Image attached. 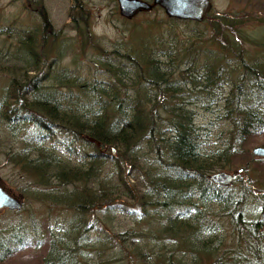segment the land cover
I'll return each mask as SVG.
<instances>
[{"label":"trees","instance_id":"1","mask_svg":"<svg viewBox=\"0 0 264 264\" xmlns=\"http://www.w3.org/2000/svg\"><path fill=\"white\" fill-rule=\"evenodd\" d=\"M76 2L79 47L93 45L97 59L59 66L68 42L60 30H48L43 7L42 23L1 29L10 34L0 37L7 79L0 121L13 135L24 132L6 161L37 183L32 198L74 215L60 234L27 208L0 212V264L25 250L43 251L40 264H264V182L256 172L264 156L250 149L264 145V34L244 27H264V0L210 13L211 34L198 41L175 43L157 19L123 16L132 22L112 50L97 41L90 22L76 24L77 13L82 20L90 13ZM193 21L168 16L175 25ZM91 63V73L81 71ZM194 90L220 103L227 124L220 150L203 147L187 101ZM59 132L86 144L80 164L63 158L57 145L46 146ZM242 168L228 186L209 180L216 171ZM116 210L128 211L133 225L114 228Z\"/></svg>","mask_w":264,"mask_h":264},{"label":"rangeland","instance_id":"2","mask_svg":"<svg viewBox=\"0 0 264 264\" xmlns=\"http://www.w3.org/2000/svg\"><path fill=\"white\" fill-rule=\"evenodd\" d=\"M76 1L78 0H34V2H31L30 0H0V37L2 36L1 39H3L5 36L10 34H6L5 32L1 31V29L4 27L13 28L14 32V27H32L42 23L44 15L41 14L40 11L43 7L45 10V16L51 22V26H48V30H60L61 36L64 37V40L66 39L68 42L67 48L63 50L64 52H62L58 60L59 66L74 67L73 63L79 59L82 60V62H85L88 56L89 58L97 59L99 51L94 50L95 48L93 45H87L85 48L86 51L80 49L79 47V41L82 40L80 36L77 38V32L73 28L75 24V18L71 15V12H77L76 8L74 9L77 3ZM79 1L81 4L88 7L87 10H89L90 13L87 17V20L86 18L85 20L80 19V14L77 13L76 15L78 20L76 21V24L80 23L81 21H83L81 24L90 22V26L93 28L96 39L98 37L104 48L112 50L115 48L114 45L116 42H119L121 39H125L124 36L128 31L126 29L129 28L132 20L127 24L123 19L124 17L120 14L118 0ZM211 1L213 4V9L211 11L212 13L215 11L224 13L225 11L229 12L242 10L247 0ZM85 14L87 13L85 12L84 15ZM146 17L157 19L161 25L159 26L161 28V32L164 33L168 39L173 38L172 40H174L175 43H177V40L182 41L183 39H186L187 41L190 39L192 40L193 38L198 41L206 36L208 38L209 34H211L209 32L210 23L206 21V19L200 22L201 24L195 23L193 21L176 23L175 25L173 22H168V15L165 13L163 8L152 10L148 13H144L142 11L136 18L138 21H142ZM244 27L246 31L254 35L258 31H262L261 36L264 34V27H259L256 30L250 24H247ZM14 37L15 36H13L11 39ZM80 53H82L81 57ZM76 56L78 58H76ZM91 68H95L92 63L85 68H81V71L88 74L92 72ZM5 80L7 81L6 76L3 74L1 75L0 73V89L3 88L2 85L5 83ZM191 92H197L189 95L187 101L193 102L192 104L190 103L192 106L191 108L195 109L197 114L196 120L202 127L203 135L201 137V141L203 147H205V150L208 152L220 150V148L225 147L227 143V133L224 131L227 128V124L226 121L220 117L222 112V109L220 108L221 106L219 105L220 103L218 102L211 104L212 102L204 98V94H200L197 90ZM184 98L187 99L186 96ZM23 134L24 132H20L16 135H13L12 130L9 129L7 123L5 122L4 124L2 121H0V183H2L4 187L7 190L9 189L12 193L22 196L24 199V207L22 209L27 208L29 211L31 210L33 215L38 218L40 222L46 224L48 223V225H51V229H53L56 233L63 234L64 226L62 227V225L74 215L73 211L65 208V206L61 207L54 203L50 204L41 201L39 202L32 198L30 195L33 194L32 189L38 187L37 183L35 181H31V179L28 178L23 171H21L20 167H15L12 163L6 161V151H10L11 149L16 150L22 144L21 136ZM70 138L71 137H68L66 134L59 132L57 135H55V138L46 143V146L57 145L59 153H63V158L69 160L70 162L72 161L74 163L80 164V158L82 155H84V150L87 149V146H85L86 144L83 142H80V144L69 143L71 141ZM259 141H264V136H262ZM65 145H69V147L72 146V149L69 151L67 148L68 151L64 150L62 152ZM255 146H257L255 142L252 144V146H250L252 153L253 147ZM118 153L119 150H117V155ZM147 159L148 156L145 155L142 158V161L146 162ZM232 170L226 171L232 172ZM256 172L259 173L262 181L264 182V163L260 166V168H257ZM27 197L28 202H26ZM250 208L252 209V207ZM9 211L10 210H1L0 212L7 214ZM253 213H256L257 216L261 214L259 213V209L257 211L255 210ZM133 222L134 219L132 218V215L128 213V211L116 210L114 212V228H120L124 231L127 229V227L132 226ZM97 233L98 232L95 231L92 234L95 236ZM219 233H222L224 238L229 237V235H226L225 232ZM167 252L168 251L166 250V253ZM42 254L43 251L41 250H25L20 255L16 256L13 263L11 264H40V258L42 257Z\"/></svg>","mask_w":264,"mask_h":264},{"label":"water","instance_id":"3","mask_svg":"<svg viewBox=\"0 0 264 264\" xmlns=\"http://www.w3.org/2000/svg\"><path fill=\"white\" fill-rule=\"evenodd\" d=\"M120 14L126 18H134L140 10L149 11L154 6H161L169 17H176L180 20H190L202 22L212 11L213 4L211 0H118ZM85 140L89 142H97V140L82 133ZM111 149L112 155H117L118 148L108 146ZM253 153L256 156H264V145H257L253 147ZM242 169L216 171L209 175V180L219 185L228 186L232 184L239 176L242 175ZM24 199L19 195L7 190L2 183H0V211L2 209H10L19 211L24 207Z\"/></svg>","mask_w":264,"mask_h":264},{"label":"flooded vegetation","instance_id":"4","mask_svg":"<svg viewBox=\"0 0 264 264\" xmlns=\"http://www.w3.org/2000/svg\"><path fill=\"white\" fill-rule=\"evenodd\" d=\"M148 1L152 2V0H148ZM154 7H160V6H154ZM154 7H153V8H154ZM142 11H144V10H140L139 13L142 12ZM139 13H137V15H138Z\"/></svg>","mask_w":264,"mask_h":264},{"label":"bare ground","instance_id":"5","mask_svg":"<svg viewBox=\"0 0 264 264\" xmlns=\"http://www.w3.org/2000/svg\"><path fill=\"white\" fill-rule=\"evenodd\" d=\"M22 197V196H21Z\"/></svg>","mask_w":264,"mask_h":264}]
</instances>
